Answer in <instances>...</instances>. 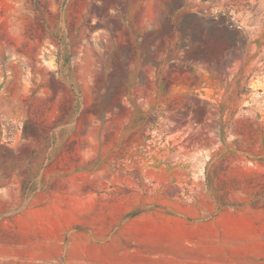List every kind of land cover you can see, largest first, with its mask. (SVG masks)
Returning a JSON list of instances; mask_svg holds the SVG:
<instances>
[{
  "label": "rangeland",
  "instance_id": "rangeland-1",
  "mask_svg": "<svg viewBox=\"0 0 264 264\" xmlns=\"http://www.w3.org/2000/svg\"><path fill=\"white\" fill-rule=\"evenodd\" d=\"M0 264H264V0H0Z\"/></svg>",
  "mask_w": 264,
  "mask_h": 264
},
{
  "label": "crops",
  "instance_id": "crops-1",
  "mask_svg": "<svg viewBox=\"0 0 264 264\" xmlns=\"http://www.w3.org/2000/svg\"><path fill=\"white\" fill-rule=\"evenodd\" d=\"M14 220L23 222V228L27 230L28 236H30L31 232V234L43 237L45 236L44 232L49 222L39 207H30V200L26 207L14 216Z\"/></svg>",
  "mask_w": 264,
  "mask_h": 264
}]
</instances>
